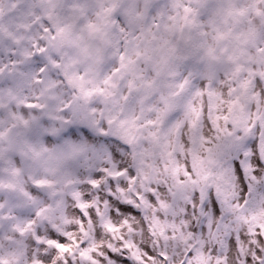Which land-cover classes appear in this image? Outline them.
Returning <instances> with one entry per match:
<instances>
[{"label": "snow or ice", "instance_id": "obj_1", "mask_svg": "<svg viewBox=\"0 0 264 264\" xmlns=\"http://www.w3.org/2000/svg\"><path fill=\"white\" fill-rule=\"evenodd\" d=\"M0 264H264V0H0Z\"/></svg>", "mask_w": 264, "mask_h": 264}]
</instances>
